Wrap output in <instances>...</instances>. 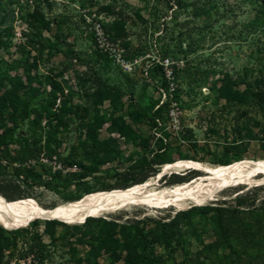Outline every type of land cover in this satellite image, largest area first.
Returning <instances> with one entry per match:
<instances>
[{
    "label": "rangeland",
    "instance_id": "374dc122",
    "mask_svg": "<svg viewBox=\"0 0 264 264\" xmlns=\"http://www.w3.org/2000/svg\"><path fill=\"white\" fill-rule=\"evenodd\" d=\"M170 1L0 0V78H19L32 107L52 114H44L39 123H33L34 116L22 120L11 140L10 156L0 154V187L5 193L30 194L27 199L55 209L85 195L128 187L151 167L153 178L164 165L180 161L213 166L264 161V119L255 109L242 117L225 108V101L212 91L225 80L240 90L246 87L243 81L255 89L258 81L264 83V7L252 0H182L170 8L176 0ZM256 15L259 22L250 27ZM194 26L196 51L189 52L191 40L182 36L179 41L178 35ZM155 64L164 65L167 77L175 67L191 80L207 78L193 92L184 74L181 81L170 79L172 89L182 84L185 103H173L158 129L149 127L145 118H131L148 115L167 100ZM121 123V129L116 128ZM32 130L40 148L37 158L11 160L26 149L24 140L34 135ZM146 138L149 149L143 143ZM159 138L161 144L156 143ZM21 165H43V185L27 188L22 183L13 188L15 169ZM123 173L130 180L125 181ZM206 176L189 168L163 175L159 187L170 189ZM259 186L264 183L229 189L187 209L133 207L76 225L32 222L6 235L16 245L5 252L2 264H125L119 234L123 226L134 235L146 233L180 212L232 200ZM256 198L259 205L264 189ZM192 218L197 234L181 224L170 243L154 242L146 248L147 264H209L198 255L201 241L214 240V226L199 209ZM104 221L116 226L108 231L100 226ZM98 230L112 235L102 251L91 238Z\"/></svg>",
    "mask_w": 264,
    "mask_h": 264
},
{
    "label": "trees",
    "instance_id": "16d2710c",
    "mask_svg": "<svg viewBox=\"0 0 264 264\" xmlns=\"http://www.w3.org/2000/svg\"><path fill=\"white\" fill-rule=\"evenodd\" d=\"M40 0H35L39 4ZM258 7H264V0H252ZM169 2H171L169 0ZM183 4L182 0H176L174 4H170V8L174 5ZM39 7V6H38ZM36 7L34 13H38L39 8ZM197 12V10H196ZM259 22V16L254 17V21L250 23V27H256ZM189 22L185 23L187 26ZM187 29L186 34L182 32L178 35L179 41L182 36L188 37L191 43L188 45L189 52H195L193 48L194 42V30ZM169 54L170 48L166 51ZM154 72L161 77V86L166 92L167 100L157 109H152L150 114L140 116L139 114H131V118L134 122L143 121L146 119V123L149 127L158 129L161 124H164L168 119V108L173 104L183 105L185 102L182 99L183 86L177 85L176 88H171V78L176 81H181V74H184V81L187 83L191 92L196 89H201L205 84L207 78L192 79L187 77L186 72L181 73L174 67L170 77H167L164 65L155 64ZM185 74L187 75L185 77ZM29 75V74H28ZM31 78L29 80V87L33 95L36 97V93L31 88ZM243 90H240L227 80L223 81L219 88H214L212 91L218 92V98L224 100L226 103L225 108L235 109L236 112L242 114L241 116H247L248 109H255L258 114L264 119V83L262 80L257 82L258 88L251 87L247 82ZM25 86L20 82L19 78L16 81L10 78L8 74L0 78V154L4 158H8L10 153L8 151L11 140L13 139L20 122L24 119H29L34 116L33 123H39L42 116L45 114L48 118L52 116L47 109H39L32 107L31 102L26 98L27 92H23ZM211 90V89H210ZM9 124L13 125L11 128ZM122 123L116 128L121 129ZM33 131L31 138H25L24 144L25 150L20 151V155L12 158L11 160H18L23 163L30 158H37L40 148L38 147L36 131ZM133 138H141L135 135ZM32 141L31 143L29 141ZM145 149H149L150 139H143ZM156 143L161 144L162 139H157ZM4 148V150H2ZM240 161V160H238ZM96 163V161H95ZM233 163V162H232ZM165 164V163H164ZM227 163L225 165H229ZM224 165V166H225ZM144 166H142L143 168ZM45 170L43 165L38 166H20L15 169V175L17 182L13 185V188H20L23 183L27 188H33L35 186L43 185V171ZM154 168H150L147 172H143L136 177L128 187L119 186L118 189H127L134 185L145 183L154 174ZM60 175V173H58ZM124 180L128 181L130 178L127 173H123ZM182 183V182H178ZM9 187V186H8ZM8 187L6 189H8ZM264 189V186L254 187L241 194L235 196L232 200H224L222 202L215 203L213 206H205L201 208L193 207L189 211L180 212L170 222L160 224L157 228L148 232L139 231L135 235L128 230L127 226H123L120 231L122 237V251L127 254L124 259L125 264H147L148 254H145L146 248L154 243L168 244L175 239L178 234L180 225L188 227L189 231L197 234V225L193 222L192 216L196 214L198 209L201 211L203 217H208L214 226V240L209 244H204L201 241V250L199 257H203L204 261L209 264H264V200L256 205V195L258 192ZM3 187H0V198L3 201L11 202L21 199L30 198V194H9L5 193ZM113 189H105L103 191L109 192ZM186 218V219H185ZM96 221V218H89L85 223L89 221ZM47 224H58L59 221H45ZM39 220L34 221L32 224H38ZM102 228H109L110 231L114 225L112 222H100ZM63 224V223H62ZM19 230H6L0 227V264L5 256V252L10 251L16 244L10 241L6 235H13ZM26 231V230H22ZM26 232H29L28 230ZM112 236V235H111ZM111 236H104L102 230H98V233L92 235V239L99 242L100 251L111 242ZM94 250V249H93Z\"/></svg>",
    "mask_w": 264,
    "mask_h": 264
},
{
    "label": "bare ground",
    "instance_id": "6f19581e",
    "mask_svg": "<svg viewBox=\"0 0 264 264\" xmlns=\"http://www.w3.org/2000/svg\"><path fill=\"white\" fill-rule=\"evenodd\" d=\"M189 168L202 171L207 176L161 189L160 176L157 175L143 184L124 190L95 192L55 209L44 208L34 199L6 202L0 198V225L6 230H14L36 220L84 224L89 218L105 217L133 207L160 209L174 206L187 209L211 202L226 190L264 183L263 160H240L225 166L180 161L164 165L160 174L181 173Z\"/></svg>",
    "mask_w": 264,
    "mask_h": 264
},
{
    "label": "water",
    "instance_id": "95a60500",
    "mask_svg": "<svg viewBox=\"0 0 264 264\" xmlns=\"http://www.w3.org/2000/svg\"><path fill=\"white\" fill-rule=\"evenodd\" d=\"M158 176H160V177H159V180H160V179L162 178L163 174H160V175H158Z\"/></svg>",
    "mask_w": 264,
    "mask_h": 264
}]
</instances>
